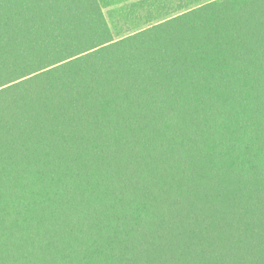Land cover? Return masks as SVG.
I'll return each mask as SVG.
<instances>
[{
  "label": "trees",
  "instance_id": "16d2710c",
  "mask_svg": "<svg viewBox=\"0 0 264 264\" xmlns=\"http://www.w3.org/2000/svg\"><path fill=\"white\" fill-rule=\"evenodd\" d=\"M103 8L0 0V264H264V0Z\"/></svg>",
  "mask_w": 264,
  "mask_h": 264
},
{
  "label": "rangeland",
  "instance_id": "374dc122",
  "mask_svg": "<svg viewBox=\"0 0 264 264\" xmlns=\"http://www.w3.org/2000/svg\"><path fill=\"white\" fill-rule=\"evenodd\" d=\"M101 2L113 35L120 37L143 26L152 17L172 13L186 4L189 6L192 0H101Z\"/></svg>",
  "mask_w": 264,
  "mask_h": 264
}]
</instances>
